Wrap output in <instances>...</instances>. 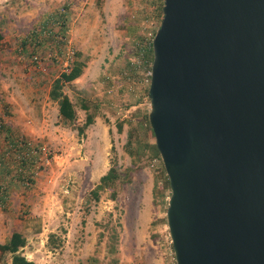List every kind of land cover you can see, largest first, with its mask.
Instances as JSON below:
<instances>
[{"label":"rangeland","instance_id":"1","mask_svg":"<svg viewBox=\"0 0 264 264\" xmlns=\"http://www.w3.org/2000/svg\"><path fill=\"white\" fill-rule=\"evenodd\" d=\"M162 4L163 0H0L3 96L23 98L24 90L31 99L35 94L41 106L52 80L63 71L61 62L69 58L83 64L81 75L62 88L74 106L73 123L62 122L53 103L23 113L32 128L46 133L27 138L45 144L54 157L30 188L17 182L9 186L11 201L0 214V243L12 231L19 232L26 241L21 253L27 261L175 264L165 220L169 191L153 195L154 173L162 163L159 155L146 158L154 141L147 124L149 45L162 18ZM60 18L65 22L63 33ZM59 36H64L62 44ZM32 55L39 57L38 67L30 63ZM81 101L94 116L82 136L76 134L84 122ZM127 134L133 138V149L146 154L143 165L130 173L120 194L106 189L94 200L89 192L113 157L118 172L132 168L122 148Z\"/></svg>","mask_w":264,"mask_h":264},{"label":"water","instance_id":"2","mask_svg":"<svg viewBox=\"0 0 264 264\" xmlns=\"http://www.w3.org/2000/svg\"><path fill=\"white\" fill-rule=\"evenodd\" d=\"M147 121L175 264H264V0H163Z\"/></svg>","mask_w":264,"mask_h":264},{"label":"trees","instance_id":"3","mask_svg":"<svg viewBox=\"0 0 264 264\" xmlns=\"http://www.w3.org/2000/svg\"><path fill=\"white\" fill-rule=\"evenodd\" d=\"M64 23L65 22L63 21V19L59 22L58 27L61 33L64 32ZM4 46L5 45L2 43V38L0 35V52L3 51L2 47ZM76 57L77 54L75 55V58ZM82 68V62H79L74 59L69 63V67L67 68V70L61 72L56 78L52 80L50 84V88L47 94L48 100L55 105L57 115L59 119L64 123H73L76 119V113L73 104L71 103L69 98L62 92V88L65 85L76 80L81 75ZM80 110L84 112V122L80 127L76 129V134L82 136L83 131L89 125L93 124L94 116L93 114L88 113L89 107L84 101L80 102ZM117 128L118 130L120 129V124L117 125ZM148 129L150 131V134L152 135L149 125ZM4 131V136H6L8 134V131L7 129H5ZM132 141L133 138L131 137V135L127 134L125 145L122 147L127 153L128 157L132 159V168H125L123 172H118L115 166V158L113 157V160L111 162L112 164L110 165V167L102 176L99 177L98 183L89 192V195L94 200L97 199L98 192L104 191L106 189H111L113 195L118 194L122 190V188L130 182V173L132 171L139 170L140 167L143 165V160L146 154H142L138 150L136 152V150H134L132 147ZM134 155H136V160H133ZM153 157H158L154 141L150 145V154H148L146 158L152 159ZM153 181L154 196L160 195L161 193H163L164 190L169 191L167 178L165 176L162 166L161 168L155 171ZM25 244V238L19 232L12 231L7 240L3 243H0V264H33L32 262L27 261L21 253Z\"/></svg>","mask_w":264,"mask_h":264},{"label":"built area","instance_id":"4","mask_svg":"<svg viewBox=\"0 0 264 264\" xmlns=\"http://www.w3.org/2000/svg\"><path fill=\"white\" fill-rule=\"evenodd\" d=\"M59 43H63L64 36H59ZM152 41V40H151ZM151 49V43L149 45ZM30 63L35 67L40 65L37 55L30 57ZM70 59L61 62L63 71L69 67ZM62 71V72H63ZM150 77V72H148ZM53 155L45 144L24 136H14L4 139L0 144V214L10 203L9 186L17 182L24 189L32 186L35 176L45 169L53 159Z\"/></svg>","mask_w":264,"mask_h":264},{"label":"crops","instance_id":"5","mask_svg":"<svg viewBox=\"0 0 264 264\" xmlns=\"http://www.w3.org/2000/svg\"><path fill=\"white\" fill-rule=\"evenodd\" d=\"M2 52H0V61H2ZM4 58V57H3ZM2 61L1 63H3ZM38 85H35L37 87ZM38 90L34 89V92ZM25 91L23 90V98H18L15 97L13 99H9L7 96H3L0 92V144L1 141L4 139H11L14 136H24V137H34V136H43L46 134L44 130H41L40 128H36L33 126V128L30 126L31 124L27 119L28 117L26 116L28 114L27 111H30L33 107H39L43 108L46 106L48 103H51L48 100V97H46L45 101L42 103L40 106V101H37L38 97L34 99L29 98L28 96L25 95ZM24 100V101H21ZM24 102V103H23ZM23 104L22 107L20 105ZM26 108V109H25ZM10 110V111H9ZM26 110V115L23 114L25 113ZM57 113L56 108L54 109ZM8 112L12 113L11 115L8 114ZM16 113V114H14ZM28 121V122H27ZM7 129L8 134L4 136L5 131ZM49 131L53 132L52 129H48ZM11 201V200H10Z\"/></svg>","mask_w":264,"mask_h":264}]
</instances>
